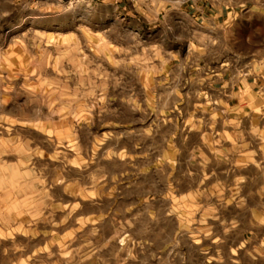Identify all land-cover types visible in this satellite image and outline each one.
I'll return each instance as SVG.
<instances>
[{
  "label": "rangeland",
  "instance_id": "374dc122",
  "mask_svg": "<svg viewBox=\"0 0 264 264\" xmlns=\"http://www.w3.org/2000/svg\"><path fill=\"white\" fill-rule=\"evenodd\" d=\"M241 10L193 33L108 0H0V264L253 263L264 1Z\"/></svg>",
  "mask_w": 264,
  "mask_h": 264
},
{
  "label": "crops",
  "instance_id": "0c3cea01",
  "mask_svg": "<svg viewBox=\"0 0 264 264\" xmlns=\"http://www.w3.org/2000/svg\"><path fill=\"white\" fill-rule=\"evenodd\" d=\"M104 1V0H103ZM115 11L124 18L139 17L152 22V29L164 28V21L169 28H182L188 23L193 33L206 29L207 32L223 30L227 32L225 24L230 18L241 16L244 6L260 9L264 0H108ZM167 19V20H165ZM156 30V31H157ZM189 43V41H187ZM222 71L221 78L213 81V85H220V90L230 93L234 85L229 88L223 80L226 70ZM231 84V82H230ZM263 238H261V242ZM262 244V243H261ZM264 247L252 251V264H264Z\"/></svg>",
  "mask_w": 264,
  "mask_h": 264
},
{
  "label": "built area",
  "instance_id": "2783aa9c",
  "mask_svg": "<svg viewBox=\"0 0 264 264\" xmlns=\"http://www.w3.org/2000/svg\"><path fill=\"white\" fill-rule=\"evenodd\" d=\"M50 1H58V2H62L64 0H50ZM89 1H95V0H89ZM97 1V0H96Z\"/></svg>",
  "mask_w": 264,
  "mask_h": 264
}]
</instances>
